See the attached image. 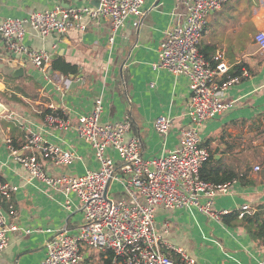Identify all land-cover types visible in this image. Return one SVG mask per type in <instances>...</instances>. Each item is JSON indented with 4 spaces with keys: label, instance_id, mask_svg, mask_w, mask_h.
Here are the masks:
<instances>
[{
    "label": "crops",
    "instance_id": "1",
    "mask_svg": "<svg viewBox=\"0 0 264 264\" xmlns=\"http://www.w3.org/2000/svg\"><path fill=\"white\" fill-rule=\"evenodd\" d=\"M95 4L96 0H0V23L56 5ZM145 11L140 26H135L132 18L117 32L107 19L92 21L85 31L72 28L47 37L29 29L24 42L51 53L45 70L11 52L0 34V103L4 106L0 111V173L17 187L13 198L3 202V210L10 222L24 229L10 234L9 245L0 251V264H41L47 243L56 233L67 229L75 234L86 222L77 194L65 193L38 179L29 180L8 140L21 153L28 136L39 132L47 141L74 150L81 157L62 167L41 157L46 169L55 175L77 176L98 169L94 149L79 137L75 125L79 116L90 112L95 100L102 97V121L129 117L131 133L141 139L146 157L180 147V130L190 125V76L156 70L152 64L158 59L167 32L185 21L186 7L184 0H146ZM259 31H264V0H229L208 17L200 44L211 61L217 62L220 56L230 70L245 67L237 76L239 80L231 83L221 97L234 101V106L199 127L202 144L210 151L206 174L244 176L232 181L227 193L215 197L216 210L227 214L242 213L245 205L251 207L246 213H253L264 204V49L255 41ZM59 58L78 66V73L64 74L54 68ZM19 67H23V74L13 76ZM7 73L14 81L6 78ZM62 77L72 80L71 87L64 91L57 88ZM227 77H218L217 83H224ZM52 105L72 119L70 129L45 121ZM160 116L173 119L167 135L155 128ZM110 154L118 160L115 151L110 150ZM115 182L117 189L110 188L111 196H125L120 183ZM67 199L72 201L70 211L64 206ZM155 226L164 238L195 257L198 264H264L261 243L239 221L229 225L222 217L217 220L196 209L159 207ZM82 247L81 264H108V252Z\"/></svg>",
    "mask_w": 264,
    "mask_h": 264
},
{
    "label": "built area",
    "instance_id": "2",
    "mask_svg": "<svg viewBox=\"0 0 264 264\" xmlns=\"http://www.w3.org/2000/svg\"><path fill=\"white\" fill-rule=\"evenodd\" d=\"M96 1L98 6L56 5L34 11L28 17L6 18L0 23V34L11 52L45 70L51 61V53L44 48L33 49L24 42L29 29L47 37L64 34L72 28L85 31L92 21L107 19L117 32L132 18L134 25L140 26L146 14V0ZM228 1L184 0L185 21L167 32L160 44L158 59L152 64L156 70L166 69L175 75L190 76V125L180 130L181 144L176 150L146 157L141 139L131 133L129 117L102 121V97L95 100L90 112L79 116L75 125L79 137L94 149L100 163L98 169L77 176L55 175L46 169L41 157L49 159L55 167L68 166L81 157L74 150L47 141L39 132L28 136L21 153L8 140L29 180L38 179L65 193H76L86 213V222L77 233L65 229L48 241L47 254L41 264H81L83 245L113 253L112 264H198L187 250L172 244L158 232L155 216L159 207L196 209L217 220L226 214V211L216 210L215 197L227 193L231 182L215 183L202 177L201 169L209 159L210 151L202 144L199 127L234 106V101H224L221 97L239 77L229 75L230 66L220 56L212 65L200 48L208 17ZM114 38L113 34L110 41ZM255 41L264 49V31L255 35ZM244 74L248 72L244 71ZM222 75L228 77L219 84L217 78ZM71 84V79L62 77L57 88L64 91ZM51 107L45 121L60 129H70L72 119L53 105ZM172 126L173 119L168 116H160L155 121V128L162 135H167ZM110 150L117 153L118 160ZM110 180L120 183L125 196H111ZM16 191L17 187L5 181L0 173V251L9 245L11 233L24 230L16 222H10L3 210V200L10 201ZM64 206L70 211L72 201L67 199ZM250 208L243 206L240 216ZM261 247L264 261V242Z\"/></svg>",
    "mask_w": 264,
    "mask_h": 264
},
{
    "label": "trees",
    "instance_id": "3",
    "mask_svg": "<svg viewBox=\"0 0 264 264\" xmlns=\"http://www.w3.org/2000/svg\"><path fill=\"white\" fill-rule=\"evenodd\" d=\"M201 51L203 52L205 58L209 62H211L212 65L216 64V62L211 61L206 56V54L204 53L202 49ZM54 68L61 70L64 74H77L78 73V66L73 65L72 63L66 62L65 60L61 61L60 58L59 60L55 61ZM244 68L245 67L242 65L236 66L229 71V75L232 77L238 76L243 72ZM5 76L8 80L14 81V77L12 76V74L7 73L5 74ZM50 111L51 110L49 109L47 112H50ZM207 162L208 160L205 162V164L203 165L201 169L202 177L205 180L213 181L215 183H225V182H232L237 178L243 179L244 177V176L240 177L239 175L235 173L226 174V175H223L222 177L220 176L212 177L211 173L206 174V163ZM3 201H6V200H3ZM222 218L224 222L229 225H231L235 221L241 222V224L246 227V229L249 231V233L251 234L253 238L258 240L260 243L264 242V204L259 205L253 213H246L243 217H240V211H233L231 213L224 214ZM108 255H109L108 264H111L112 259H113V253L108 252Z\"/></svg>",
    "mask_w": 264,
    "mask_h": 264
},
{
    "label": "water",
    "instance_id": "4",
    "mask_svg": "<svg viewBox=\"0 0 264 264\" xmlns=\"http://www.w3.org/2000/svg\"><path fill=\"white\" fill-rule=\"evenodd\" d=\"M95 5L98 6V1H96ZM23 71H24L23 67H19L15 70V72L13 73V76L15 77L20 76L23 74ZM3 110H4V106L3 104L0 103V111H3ZM109 184H111V180L109 181Z\"/></svg>",
    "mask_w": 264,
    "mask_h": 264
},
{
    "label": "rangeland",
    "instance_id": "5",
    "mask_svg": "<svg viewBox=\"0 0 264 264\" xmlns=\"http://www.w3.org/2000/svg\"><path fill=\"white\" fill-rule=\"evenodd\" d=\"M116 182L115 181H113L112 182V184H111V186H110V188L113 190V189H117L116 188V184H115ZM114 191V190H113ZM113 194H115V193H113ZM113 196V195H112ZM114 197V196H113ZM116 198H118V197H116Z\"/></svg>",
    "mask_w": 264,
    "mask_h": 264
}]
</instances>
